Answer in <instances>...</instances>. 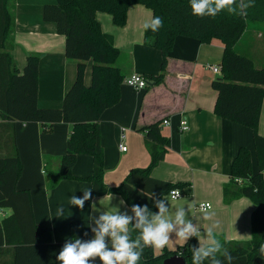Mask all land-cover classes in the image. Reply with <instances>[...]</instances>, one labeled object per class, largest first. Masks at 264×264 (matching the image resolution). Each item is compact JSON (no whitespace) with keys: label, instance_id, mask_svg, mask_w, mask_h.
Listing matches in <instances>:
<instances>
[{"label":"crops","instance_id":"0c3cea01","mask_svg":"<svg viewBox=\"0 0 264 264\" xmlns=\"http://www.w3.org/2000/svg\"><path fill=\"white\" fill-rule=\"evenodd\" d=\"M55 1L13 0L15 26L6 49L21 72L29 54L41 55L38 104L47 109L62 108L64 98L77 77V63L66 57L65 36L58 33L54 22L43 18L44 5ZM96 17L102 30L114 36L116 47L131 55L129 75H159L162 53L145 44L142 27L146 20L153 17L150 9L141 4L132 5L123 27L115 25L109 13L97 12ZM257 26L251 31L253 34L249 36L247 46L251 47L254 57L264 63V33L260 25ZM248 34L239 42V48L247 47L244 42ZM224 49L225 45L219 39L201 43L194 38L179 36L168 55L164 82L156 84L152 81L140 91L124 82L119 103L107 109L100 119L104 182L109 187L121 185L131 170L150 165L151 155L143 128L161 122L162 135L170 140V146L151 176L172 184H187L178 188L183 194L179 199L174 200L169 194L164 197L169 202L170 217H174L177 207L183 206L188 210L186 218L201 232L200 237H196L198 246L209 243L206 232L214 221L220 224V228L214 231L226 241H249L253 235L252 214L256 205L248 198L229 204L224 202V186L231 181V166L241 146L250 148L253 169L258 171L252 130L215 114L218 93L212 84L220 75H216L210 67L221 68ZM92 66L91 60L85 72V84L88 86L92 81ZM183 119L188 122V131L181 129ZM164 120L170 121V125H164ZM71 131L72 125L68 123H56L45 128L37 122L0 119V155L14 153L17 148L23 164L17 188L31 192L36 223L41 231H49L56 243L71 239V223L75 220H88L94 238L92 229L104 211L114 208L134 217L132 207L117 194H113L110 202L102 200L106 195L92 193V199L85 202L83 209L70 206L68 201L72 195L82 197L83 190L92 189L88 181L63 180L55 188H47L46 158H52L51 167L59 169V159L66 152ZM259 131L264 136V101ZM122 133L126 135L124 143L127 151L119 148ZM93 167V158L80 154L73 174L78 178L88 177ZM199 203L212 205L207 210L214 213L212 219H204L206 211L196 210ZM61 205L64 206V216L56 217L57 208ZM11 213L10 209H0V221ZM170 239L163 249H153L154 254L176 251L190 240L184 243L176 239L175 233ZM106 242L110 245L109 237H106ZM93 264L101 262L97 258Z\"/></svg>","mask_w":264,"mask_h":264},{"label":"trees","instance_id":"16d2710c","mask_svg":"<svg viewBox=\"0 0 264 264\" xmlns=\"http://www.w3.org/2000/svg\"><path fill=\"white\" fill-rule=\"evenodd\" d=\"M12 1L0 0V119L37 122L45 128L56 123L72 125L66 152L59 159V169H53L52 158H46L48 189L55 188L63 180H84L91 183L92 193L96 196L117 194L131 207L147 205L151 213L158 211L156 200L187 184H172L151 176L170 146V140L162 135L161 122L143 128L151 155L150 165L131 170L118 187L105 184L100 119L107 109L119 103L121 87L128 74L123 51L116 47L114 36L102 30L96 14L109 13L114 24L123 27L128 20L129 8L141 4L150 9L153 16L162 17L163 27L155 33L149 30L144 36L146 45L162 53L159 75L145 76L148 82L156 84L165 80L168 55L179 36L194 38L201 43H210L213 39L223 42L222 74L212 84L218 93L215 114L252 130L258 171L253 169L250 148L241 146L231 166V181L224 186V202L229 204L248 198L256 205L252 214L253 235L251 240L244 242L218 238L234 257L232 264H264L259 253V246L264 243V136L259 131L264 101V66L256 67L253 56L238 50L244 35L260 25L256 23L251 28L250 23L264 22V0H255V6L244 15L224 11L215 17L203 18L192 15L189 0H56L46 3L44 20L57 25L58 33L66 38V57L77 63L76 80L60 109L41 108L38 104L41 55L29 54L21 72L12 54L6 50L15 26ZM91 60L92 81L88 86L85 72ZM80 154L91 156L94 162L92 174L85 178L73 174ZM22 172L23 164L16 147L14 153L0 155V209L12 210L0 221V264H60L56 257L65 242L56 243L49 231L39 229L31 192L17 188ZM131 235L135 239L138 230ZM73 237L82 241L92 239L90 222L73 221ZM193 246L199 247L196 237H192L183 248L165 251L161 255H155L153 248L146 247L139 264H162L176 254L182 255L186 264H192ZM221 259L223 261V257ZM205 264L209 262L205 261ZM223 264L227 262L223 261Z\"/></svg>","mask_w":264,"mask_h":264},{"label":"clouds","instance_id":"9594fccd","mask_svg":"<svg viewBox=\"0 0 264 264\" xmlns=\"http://www.w3.org/2000/svg\"><path fill=\"white\" fill-rule=\"evenodd\" d=\"M189 5L192 15L200 18L215 17L224 11L231 15H244L250 7L255 6V0H189ZM142 27L145 32L150 30L155 33L163 27V19L153 16ZM175 195L180 197L179 192ZM113 198V194L108 193L102 200L111 202ZM91 199L92 189L88 188L83 190L82 197L72 195L68 203L83 209L85 202ZM120 203L123 204L124 201L121 200ZM155 204L158 209L155 213H151L147 205H133L131 210L134 217L114 208L104 211L95 221L96 227L92 229L94 238L87 241L77 237L67 239L56 259L60 264H93L97 258L101 264H139L146 247L163 249L170 242L172 233L184 243L191 237H200V229L186 218L188 210L185 207H177L174 217H170L166 197L156 200ZM200 207L207 209L204 205ZM213 215L214 213L206 211L204 219H212ZM55 216H64L63 205L57 208ZM218 228L219 222L214 221L206 232L209 243L192 247V264H205V261L209 264H223V261L232 264L234 257L214 231ZM137 230L138 235L133 239L131 233ZM106 237L110 238V245L106 242ZM259 253L264 258V243L260 244Z\"/></svg>","mask_w":264,"mask_h":264},{"label":"built area","instance_id":"2783aa9c","mask_svg":"<svg viewBox=\"0 0 264 264\" xmlns=\"http://www.w3.org/2000/svg\"><path fill=\"white\" fill-rule=\"evenodd\" d=\"M210 69L216 75H221L222 74L221 68L219 66H212V67H210ZM125 83L128 86H130L131 88H133V89H135L137 91L144 90L149 85V82L147 81V79L144 76H142L140 74H137V73H133V74L129 75L126 78ZM163 124L164 125H170V121L164 120ZM181 129L183 131H188L189 130V125H188V122H187L186 119H183L181 121ZM125 138H126L125 133H122V135H121V142L122 143H120V145H119V148L122 151H127V146L124 143ZM176 192L180 193V197L183 196V194L181 193V191L179 189H173V190L170 191L169 195L174 200L180 198V197L179 198L176 197V195H175ZM201 205H204L207 209L201 208L200 207ZM211 208H212V205L210 203H199V204L196 205V210L207 211V210H210Z\"/></svg>","mask_w":264,"mask_h":264},{"label":"rangeland","instance_id":"374dc122","mask_svg":"<svg viewBox=\"0 0 264 264\" xmlns=\"http://www.w3.org/2000/svg\"><path fill=\"white\" fill-rule=\"evenodd\" d=\"M48 3H52V2H48ZM256 23L257 24H260V27H261V29H262V33H264V22H251L250 23V27L251 28H253L254 26L253 25H256ZM249 34H248V38H246V42H244V45L245 46H247V42L250 40L249 39V36L251 35V34H253V33H251V30L248 32ZM241 53H243V54H246V55H248V56H250V57H254V53L251 51L252 49H251V47H245L244 49H241V48H239L238 49ZM123 53H124V55H125V65H126V73L129 75L130 74V72H131V69H132V58H131V55L129 54V53H127V52H124L123 51ZM255 58V57H254ZM162 62V61H161ZM255 64H256V67H258V68H261V67H263L264 66V63L263 62H261V61H259V60H257L256 58H255ZM127 75V76H128ZM149 83H152V81H149Z\"/></svg>","mask_w":264,"mask_h":264},{"label":"water","instance_id":"95a60500","mask_svg":"<svg viewBox=\"0 0 264 264\" xmlns=\"http://www.w3.org/2000/svg\"><path fill=\"white\" fill-rule=\"evenodd\" d=\"M186 263H187L186 259L182 255L176 254L165 259L162 264H186Z\"/></svg>","mask_w":264,"mask_h":264}]
</instances>
